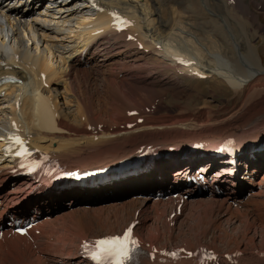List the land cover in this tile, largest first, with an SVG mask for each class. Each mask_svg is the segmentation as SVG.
I'll return each instance as SVG.
<instances>
[{
    "label": "bare ground",
    "instance_id": "bare-ground-1",
    "mask_svg": "<svg viewBox=\"0 0 264 264\" xmlns=\"http://www.w3.org/2000/svg\"><path fill=\"white\" fill-rule=\"evenodd\" d=\"M17 1L14 5L28 4L18 9L0 0V114L6 115L0 116V264H91L81 252L83 243L92 236L122 233L127 227L134 228L148 252L158 249L143 264H198L195 251L205 245L203 235L198 237L201 232L195 241L182 237L185 250L173 258L161 249L174 240V217L168 215L165 226L148 228L145 223L150 209L163 218L168 204L179 213L181 201L225 209V213L234 206L244 208L243 227L236 235H225L224 249L216 244L223 237L218 233L206 245L209 250L229 253L228 264H264V171L256 178L264 169V65L253 39L258 15L252 5L243 0ZM222 8L244 26L234 29L232 20L219 19L215 9L220 12ZM113 12L125 14L131 24L117 30ZM48 30L56 32L51 42L46 39ZM92 59L110 77L101 80L103 93L92 84L96 93L84 86L82 95L77 92L76 78L81 75L91 84L90 71L84 68ZM169 71L177 73L176 79ZM214 75L234 88L218 109L221 112H214L216 105L207 98L209 94H202L205 100L199 99L201 106L192 112L180 110L178 102L175 113L159 109L165 99L174 102L194 94L183 82L187 77ZM6 77L18 81L3 82ZM61 78L68 87L65 82L61 85ZM146 108L161 114L151 115ZM132 110L134 114L128 115ZM139 117L145 118L139 122ZM13 133L38 153L76 164L75 169L129 160L139 144L175 146L178 141L210 140L212 146L205 148L203 156L184 154L172 174L174 167L166 165L167 159L175 161L181 153L176 146L168 156L160 154L124 171H108V177L102 174L97 185L90 178H56L48 183L17 170L15 159L5 149ZM227 136H237L244 143L222 156V162L217 155ZM201 161L209 162L201 164L200 170L209 172L210 178L188 180ZM164 189L183 193L164 200L153 195ZM184 193L190 194V200L183 198ZM67 200H73L72 205ZM86 202L101 205L81 207ZM79 206L83 211L77 210ZM93 210L115 211L113 220L108 216L110 229L91 232L71 224L82 212ZM11 217L33 219L36 223L30 235H19L8 226L6 219ZM176 228L177 234L189 233L181 224ZM233 252L238 253L234 256Z\"/></svg>",
    "mask_w": 264,
    "mask_h": 264
},
{
    "label": "rangeland",
    "instance_id": "rangeland-1",
    "mask_svg": "<svg viewBox=\"0 0 264 264\" xmlns=\"http://www.w3.org/2000/svg\"><path fill=\"white\" fill-rule=\"evenodd\" d=\"M243 2L245 4H247V5H252L253 9L256 10V14L258 15V17H257V33H256V35H253V39L255 40V42L258 45V48L260 50V54L262 56L261 61H262V64L264 65V0H243ZM215 13L219 14L218 15L219 19L221 18L222 20H225V21L226 20L227 21L228 20H232V25H234V27H235L234 29H236V28L240 29V28H242L244 26V22L241 19H239L238 17H235V15L233 13H231L230 11H228L226 8L220 9V12H218V10L215 9ZM86 17H90V13H87ZM47 33H48V36H47L46 39L47 40L49 39L48 41H50L51 38H52L51 40L55 39L56 32H54L53 30H51V31L48 30ZM236 35L239 36L238 34H236ZM246 38H247V36L245 37V39ZM240 39H243V38H240ZM96 61L97 60L92 59L91 63L86 65V68H84L85 70H88V72L90 71L89 74L91 76L89 75V78H90L89 80H90L91 84H88L87 81H85L87 79L85 77H82L81 75L77 76V78H76L75 86L77 87V92L81 93L82 95L84 94V92L82 91L84 86H85V88H87L88 90L93 91L94 93H96L95 87H97L99 89L101 87V89H100L101 92L100 93H103V85H102L103 81H101V80H103V79H105L107 77H110L109 73L106 74L107 70H105L100 65H96L97 64ZM82 67H83V65H82ZM113 70H114L113 72L117 73V70L115 68ZM173 73L174 72L169 71V75L171 76V78L172 79H176L177 73L176 74L175 73L173 74ZM121 75H123V74H121ZM121 75H118V78H121L120 77ZM191 78H192V80L188 82V79H191ZM191 78L187 77V79H185V81H183V82L186 83L187 85L189 84V88L192 91H194L193 92L194 94L188 95L185 98H177V99L174 100V102H171L170 100L165 99L163 101V105H161V107L159 108V109H161V111L162 110L163 111H168L170 113L177 112V110H179L178 105L176 106V104L178 102L179 105H180V110L185 108L184 110H186V112H192L198 106L199 107L201 106L202 103L198 102L199 99L205 100V98L202 97V94H209V96L207 98L210 99V102H212L213 104L216 105L214 112H218L219 111L218 109H221L223 107L222 104L224 103V101L227 98H230L234 94V88L231 86V84L228 81H226L220 75L207 76V78H201V77H196V76L195 77H191ZM61 79L63 80V81L62 80L60 81L61 85H63L62 82L63 83L65 82L64 85H66V87H68L67 86V81L65 80V78H61ZM100 83H102V84H100ZM92 84H94L95 87ZM192 84H194L196 86V88ZM191 85H192V87H190ZM193 86H194V88L196 90L192 89ZM61 89L63 90V88H61ZM62 90H61V92L64 91V90L63 91ZM68 91L70 92V90H68ZM72 92L73 91H71L70 93L72 94ZM214 93H216L217 95L216 96L213 95ZM170 97L172 98V94H170ZM135 103H136L135 101H131V104L134 105ZM146 109L148 110V112H151L149 110V108H146ZM161 111L157 110L154 113L151 112L152 114L151 113H149V114H151V115H159V113L161 114ZM219 112H221V111H219ZM131 114H134V110H132L131 113H129L128 115H131ZM141 115H144V114L142 113ZM0 116H2L1 117L2 119H4V117H6V115H3V114H0ZM144 116H146V115H144ZM144 118L145 117H139L138 121L142 122L144 120ZM262 125L264 127V124H262ZM1 129L3 130V128H1ZM261 137L262 138L264 137V130L261 132ZM261 137H260V139L259 138H256V139L262 140ZM241 141H242V143H244V141L242 139H241ZM196 142H200V141H196L195 140V143ZM209 142H210V144H212L210 140L209 141L203 140V143H205V144H209ZM152 144H154V143H152ZM170 144L171 143H167L164 146L165 147L167 145L171 146ZM187 144H190V145H187ZM193 144H194V141L193 142L185 141V142H182V143L180 141H178V143H176V145H175L177 148L175 146H172V150L174 152L176 149H178V147H179V149L181 148V150H182L184 147H192ZM142 145H145V144H139V147L136 150H134L133 152L139 151L143 147ZM200 146L202 147L203 145H200ZM159 151H162V150L159 148ZM195 152H197V151L194 150V151H192V152H190L188 154H194ZM180 154H182V153H179L178 157H177L178 154H176V157H177V159H175L176 162L174 160L167 159L169 161H168V164L166 165V167H168V168L174 167L173 169H171V172H173V170L179 169V167L177 166L178 164H180L178 159L184 157L183 154L182 155H180ZM205 162L206 161H201V162L197 163L196 165H194V169L197 166L201 165V164L202 165H208L209 164V162H206V163ZM118 163L119 162H117L116 164L112 165L111 167H117ZM64 164H66V165H62L61 166L62 169L67 170V171H71L70 168H72L73 170H76L75 169L76 168V164H72V163L71 164L64 163ZM110 164H113V163H110ZM222 164L223 163H221L220 165H222ZM103 166H106V165H103ZM102 167H100V166L90 167L89 169L90 170H96V169H100ZM81 168H84V167H81ZM263 171H264V169H261L260 172L258 171V174H257L256 178L259 179L261 177V175L263 174L262 173ZM245 175L246 174H243V176H245ZM245 180H246V178H245ZM90 193H91V191H90ZM187 200H190V199L187 198ZM67 201H70V200H67ZM204 203L206 205H208L207 201H204ZM191 204H192L191 202H190V204H185L183 201H181L180 205H179V206H181V210H179L180 211L179 213L177 211V208L173 207L172 204H168L167 205L168 208H167V211H166V215L163 218H157L155 210L154 209H150L149 210L150 212L148 211L145 214V216H146L145 223L147 224L148 228L154 227L155 225L165 226V224H167L166 221H167L168 215L171 216L172 218L174 217V220H175L174 222H175L176 225H175V229H174V232H173L174 240L172 242H169L171 244L170 247H180L181 244H182V240L184 238H186V237L192 239V241H195L196 236H198L201 233L202 234L199 235L198 237H201L203 235L201 238H202V240L204 239L205 243H203V244L206 245V243L208 244V242L212 239V235L214 233L215 234L218 233V235H222L223 237L218 239L216 241V244L219 247H222L224 249L225 248V245H224V237H225V235H227V234L228 235H233V233H234V235H236L237 233H239L241 231V228L243 227V225H242L243 213L242 212L245 210L244 208H241L239 206H234V207H236L235 209L233 207V210H230V211L225 213L224 212L225 209H218V208L217 209H210L208 207L210 205H208V206L204 205L203 206V205H200V204H198V205H193V204L191 205ZM100 205L101 204L87 203L86 205H82L81 207H87V206L94 207V206H100ZM74 207H76V206L74 205ZM81 207L80 206L77 207L78 208L77 210L83 211V209H81ZM87 208H89V207H87ZM263 210H262V212H263ZM171 211H172V213H170ZM113 212H115V211L114 210H112V212L103 211V213H99V212H96L95 210H93V211H90V212L88 211V213H83L82 212L81 213L82 216L72 220L71 224L73 225V224L77 223V224L81 225L82 228H85L86 230H90L91 232H100V231L108 230V228L109 229L111 228L110 223L112 222V221L108 220V216H110L111 220H113L114 219L113 216L115 215V213H113ZM153 212H154V214H153ZM175 212L177 214H179L178 217H175ZM97 215H98V217H97ZM143 221H144V218H143ZM180 224H181V228L185 229V231L189 232V233H187L184 236L182 235V233L181 234H177V231L179 233H180V231L176 227H177V225H180ZM220 226H221V228H220ZM256 229H258V228H256ZM146 231L147 230H145V232ZM182 237H184V238H182ZM169 243H168V245H169ZM215 252H217V251L215 250ZM218 253H220L221 255H226V252L224 250L223 251H219L218 250ZM232 254L234 255V254H237V253L233 252Z\"/></svg>",
    "mask_w": 264,
    "mask_h": 264
},
{
    "label": "snow or ice",
    "instance_id": "snow-or-ice-1",
    "mask_svg": "<svg viewBox=\"0 0 264 264\" xmlns=\"http://www.w3.org/2000/svg\"><path fill=\"white\" fill-rule=\"evenodd\" d=\"M16 142L23 146V141L20 138H16ZM26 153L27 149L25 148L17 154L25 155ZM136 247H138V241L132 238L131 228L123 236L102 238L95 242L85 241L83 245V248L89 251V258L94 261V264H103L108 259H111L113 264H128Z\"/></svg>",
    "mask_w": 264,
    "mask_h": 264
}]
</instances>
